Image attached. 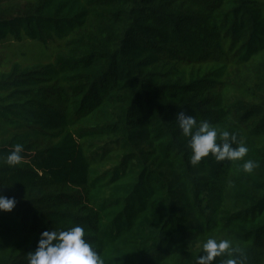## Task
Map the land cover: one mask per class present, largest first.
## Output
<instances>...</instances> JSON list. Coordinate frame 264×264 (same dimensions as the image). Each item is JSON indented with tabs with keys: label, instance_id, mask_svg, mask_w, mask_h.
Listing matches in <instances>:
<instances>
[{
	"label": "trees",
	"instance_id": "16d2710c",
	"mask_svg": "<svg viewBox=\"0 0 264 264\" xmlns=\"http://www.w3.org/2000/svg\"><path fill=\"white\" fill-rule=\"evenodd\" d=\"M24 40L55 48L0 72V195L17 202L0 264L74 226L105 264H195L209 238L238 249L214 264H264V0H0V46ZM180 112L248 154L193 166Z\"/></svg>",
	"mask_w": 264,
	"mask_h": 264
},
{
	"label": "clouds",
	"instance_id": "9594fccd",
	"mask_svg": "<svg viewBox=\"0 0 264 264\" xmlns=\"http://www.w3.org/2000/svg\"><path fill=\"white\" fill-rule=\"evenodd\" d=\"M177 121L182 134L189 137L191 149L190 162L198 165L210 155L217 162L239 161L248 154V148L238 139L235 132L222 131L211 125L208 121H197L194 116L180 112ZM219 138V142H218ZM23 146L14 145L7 155L6 163L15 167L23 162ZM259 165L252 160L243 163V171L252 173ZM14 198L0 195V211L11 212L16 206ZM83 227L74 226L68 230H50L41 233V238L35 251L29 252L28 264H105L102 255L86 239ZM234 251L232 242L228 239L217 240L209 238L202 245L203 255L194 257L195 264H214L216 258L227 254L232 256ZM225 264H238L235 259H227Z\"/></svg>",
	"mask_w": 264,
	"mask_h": 264
},
{
	"label": "rangeland",
	"instance_id": "374dc122",
	"mask_svg": "<svg viewBox=\"0 0 264 264\" xmlns=\"http://www.w3.org/2000/svg\"><path fill=\"white\" fill-rule=\"evenodd\" d=\"M0 46V72H7L13 61L21 63H48L52 60L54 46H42L33 41L24 40L21 43L11 42Z\"/></svg>",
	"mask_w": 264,
	"mask_h": 264
}]
</instances>
